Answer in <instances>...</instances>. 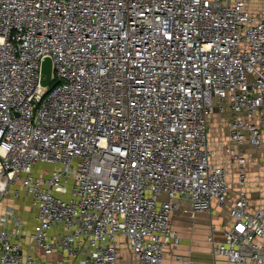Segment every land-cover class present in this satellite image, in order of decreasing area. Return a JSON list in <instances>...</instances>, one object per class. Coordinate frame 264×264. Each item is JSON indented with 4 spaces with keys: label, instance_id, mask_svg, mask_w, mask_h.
<instances>
[{
    "label": "built area",
    "instance_id": "built-area-1",
    "mask_svg": "<svg viewBox=\"0 0 264 264\" xmlns=\"http://www.w3.org/2000/svg\"><path fill=\"white\" fill-rule=\"evenodd\" d=\"M263 141L264 0H0V264H161L184 204L228 210L213 254L264 264Z\"/></svg>",
    "mask_w": 264,
    "mask_h": 264
},
{
    "label": "crops",
    "instance_id": "crops-1",
    "mask_svg": "<svg viewBox=\"0 0 264 264\" xmlns=\"http://www.w3.org/2000/svg\"><path fill=\"white\" fill-rule=\"evenodd\" d=\"M216 151L215 159L216 156L220 159V154H218L220 148ZM257 152L258 150L256 154ZM255 157L256 155L251 159L250 164L246 166L249 180L248 193L253 197V190H255L258 196L254 200L260 202L264 201V183L260 182L264 164H254ZM238 171L237 165L231 166L232 195H234L238 187L236 183ZM255 185L257 187L252 189V186ZM211 222L216 224L215 230L211 229ZM172 223L180 235V242L165 249V258L161 264H251L249 262H232L225 256L212 253V242L210 240L212 235L216 239L225 237V228L229 224V214L226 208L214 209L211 215H208L197 212L190 205L184 204L174 212ZM30 225L24 236V242L28 243V245L31 242L29 235L31 231ZM34 250L39 255L42 253L38 248H34ZM54 256L57 257L58 255L54 254Z\"/></svg>",
    "mask_w": 264,
    "mask_h": 264
},
{
    "label": "rangeland",
    "instance_id": "rangeland-1",
    "mask_svg": "<svg viewBox=\"0 0 264 264\" xmlns=\"http://www.w3.org/2000/svg\"><path fill=\"white\" fill-rule=\"evenodd\" d=\"M210 132H211V137L213 142H220V140L225 138V133L216 125L215 123V119L212 118L211 120V125H210ZM215 140V141H214ZM215 149H218V145L215 144ZM219 154V153H218ZM216 159H219L218 156H216ZM254 164H264V141L262 146L258 149V152L256 154V157L254 159ZM58 165L54 164V163H49V162H40L35 166V169L37 172H42V171H46V172H50L52 169L56 168ZM257 186H252V189L256 188ZM253 198L256 199L257 198V192H255V190H253ZM259 192V191H258ZM7 197V196H6ZM5 198V197H4ZM9 202L8 198H5L2 200V202L0 203V211L1 209L4 207V205H6ZM225 213V212H224ZM120 264H129V251L128 249L122 245V247L120 248Z\"/></svg>",
    "mask_w": 264,
    "mask_h": 264
},
{
    "label": "water",
    "instance_id": "water-1",
    "mask_svg": "<svg viewBox=\"0 0 264 264\" xmlns=\"http://www.w3.org/2000/svg\"><path fill=\"white\" fill-rule=\"evenodd\" d=\"M42 71L45 74V78H43L42 83L49 84L52 80V60L49 56L45 57V59L43 60ZM59 81H63V79H57L51 84L50 87H52Z\"/></svg>",
    "mask_w": 264,
    "mask_h": 264
}]
</instances>
